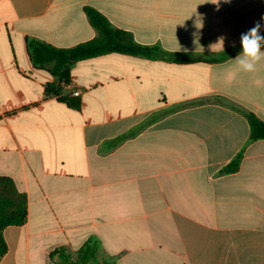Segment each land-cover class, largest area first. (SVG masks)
<instances>
[{
	"label": "crops",
	"instance_id": "crops-1",
	"mask_svg": "<svg viewBox=\"0 0 264 264\" xmlns=\"http://www.w3.org/2000/svg\"><path fill=\"white\" fill-rule=\"evenodd\" d=\"M215 2L0 0V177L28 212L4 230L0 264H82L89 242L86 264H264V140H250L247 118L264 122V61L254 73L239 70L242 50L214 61L261 21L264 0ZM87 8L198 61L78 62L64 93L82 105L71 109L46 96L56 79L34 67L27 41L93 40Z\"/></svg>",
	"mask_w": 264,
	"mask_h": 264
},
{
	"label": "trees",
	"instance_id": "trees-1",
	"mask_svg": "<svg viewBox=\"0 0 264 264\" xmlns=\"http://www.w3.org/2000/svg\"><path fill=\"white\" fill-rule=\"evenodd\" d=\"M86 13L91 25L98 35L93 40L81 43L72 48H57L40 40H28L27 51L34 67L47 70L56 82L46 88V96L56 97L60 102L74 110L81 109V98L71 93H64L71 84V71L78 62L108 54H122L143 57L151 60L170 58L177 64H189L198 60L189 59L185 55L165 52L159 46H146L138 43L134 36L114 27L106 17L93 8ZM242 50L241 44L232 52L220 55L214 61L223 60L227 55ZM228 105V104H227ZM231 106V105H230ZM250 140H264V122L254 114L248 113ZM242 155H238L224 170V174H232L239 170ZM27 197L20 193L14 181L8 177H0V262L7 252L3 232L10 226H22L27 222ZM97 246L94 242L86 243L79 252V261L86 264L95 258Z\"/></svg>",
	"mask_w": 264,
	"mask_h": 264
},
{
	"label": "clouds",
	"instance_id": "clouds-1",
	"mask_svg": "<svg viewBox=\"0 0 264 264\" xmlns=\"http://www.w3.org/2000/svg\"><path fill=\"white\" fill-rule=\"evenodd\" d=\"M220 0H216L215 4L219 5ZM225 3H230V0H224ZM264 17L261 21L254 23L253 27L244 33H241L239 39L242 51L234 59L241 72L254 73L257 71V66L264 61V35H261V29L264 28ZM225 37L220 38V43L223 44ZM223 49V48H222Z\"/></svg>",
	"mask_w": 264,
	"mask_h": 264
},
{
	"label": "built area",
	"instance_id": "built-area-1",
	"mask_svg": "<svg viewBox=\"0 0 264 264\" xmlns=\"http://www.w3.org/2000/svg\"><path fill=\"white\" fill-rule=\"evenodd\" d=\"M71 94H72V96H74V97H78V96H79V94L77 93V91H73V92H71Z\"/></svg>",
	"mask_w": 264,
	"mask_h": 264
},
{
	"label": "water",
	"instance_id": "water-1",
	"mask_svg": "<svg viewBox=\"0 0 264 264\" xmlns=\"http://www.w3.org/2000/svg\"><path fill=\"white\" fill-rule=\"evenodd\" d=\"M261 35H264V31L261 33Z\"/></svg>",
	"mask_w": 264,
	"mask_h": 264
}]
</instances>
